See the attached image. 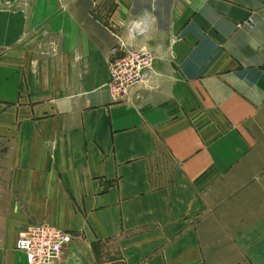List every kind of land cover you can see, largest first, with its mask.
I'll return each mask as SVG.
<instances>
[{"label": "crops", "instance_id": "obj_1", "mask_svg": "<svg viewBox=\"0 0 264 264\" xmlns=\"http://www.w3.org/2000/svg\"><path fill=\"white\" fill-rule=\"evenodd\" d=\"M36 221L53 264H264V0H0V264Z\"/></svg>", "mask_w": 264, "mask_h": 264}, {"label": "built area", "instance_id": "obj_2", "mask_svg": "<svg viewBox=\"0 0 264 264\" xmlns=\"http://www.w3.org/2000/svg\"><path fill=\"white\" fill-rule=\"evenodd\" d=\"M144 22L142 19L134 20L132 34L141 32ZM110 54L106 85L112 99L121 101L132 86L145 81L147 72L153 67V54L145 46L130 48L120 36H117V43L110 47ZM71 239L70 232L47 221H36L19 229L14 246L25 253L29 264H53Z\"/></svg>", "mask_w": 264, "mask_h": 264}]
</instances>
